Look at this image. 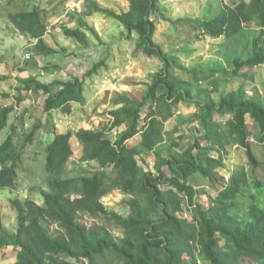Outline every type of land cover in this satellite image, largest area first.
I'll return each instance as SVG.
<instances>
[{"label":"trees","instance_id":"obj_1","mask_svg":"<svg viewBox=\"0 0 264 264\" xmlns=\"http://www.w3.org/2000/svg\"><path fill=\"white\" fill-rule=\"evenodd\" d=\"M0 1L19 5L9 18L20 33L37 41L31 54L48 57L57 52L45 40L56 17L49 13L51 2ZM128 1L129 10L121 14L95 1L86 2L85 8L118 21L128 39L137 34V50L160 58L162 70L153 76L140 98L118 94L113 102L118 107L110 112V126L75 133L83 146L82 161L97 162L95 171L69 177L74 134H55L46 147L47 190L42 193L43 204L30 198H11L17 213L15 231L5 227L0 211V255L15 249L17 259L13 264H244V259L264 264V178L256 174L261 161L253 150L250 140L254 132L246 119H253L255 140L264 151V82L263 88H252V95L246 86H240L214 97L223 85L218 74L232 80L254 79L255 71L264 70V0H240L234 6L220 0L215 5L207 3L202 15L169 21L173 28L189 26L196 40L223 38L238 46L239 52L229 53V67L214 60L205 68L184 67L172 51L166 52L157 42L155 18L167 17L163 0ZM81 17L78 28L61 26L60 31L67 38L89 45L83 30L89 25ZM102 65L104 61L67 81L44 83L29 76L21 84L36 93H51L44 104L48 118L55 110L69 115L74 103H86L87 80ZM244 68L247 71H242ZM208 82L212 84L202 86ZM183 102L198 110L191 116L180 114L168 133L165 123L177 115ZM147 108L148 114L143 117ZM15 109L14 105L0 106V131L11 127L0 144V192L17 188L23 152L41 129V123L34 124L29 132L21 130L25 123L10 125ZM217 116L230 118L223 122ZM23 117L19 121L24 122ZM181 125L194 130V139L183 152L173 138ZM122 127L124 130H120ZM114 131L115 139L110 136ZM138 135L141 139L131 143ZM167 136L170 143L163 145ZM235 146L245 148L251 172L246 166L232 170L227 167V154ZM152 155L155 171L139 160ZM196 176L214 183L225 177L223 188L209 198L207 206L191 183ZM114 191L130 196L128 217L104 206L102 200ZM81 215L105 216L123 229L124 236H114L105 226H87L80 222Z\"/></svg>","mask_w":264,"mask_h":264},{"label":"rangeland","instance_id":"obj_2","mask_svg":"<svg viewBox=\"0 0 264 264\" xmlns=\"http://www.w3.org/2000/svg\"><path fill=\"white\" fill-rule=\"evenodd\" d=\"M90 1H95L100 6L119 14L128 11L130 8L128 0H49L52 3L49 13L54 14L56 17H63L60 18L61 20L59 19L53 27L54 29L48 33L52 44L54 43L56 46L57 50H55L57 52L48 57H37L32 52L31 59L25 61V54L31 50L30 46H23L21 43H17L16 40H13L7 46L5 55L8 59L13 61L17 58L19 62L23 61V67L17 70L16 76L7 74L3 79H0V84L3 85L0 91L1 97L9 106L14 105L16 107L15 112L11 114L9 124L17 123L21 126L25 123L23 125L24 129L21 128V130L29 132L34 124L41 123V129L36 132L34 142L28 144L23 152L22 161L18 168L17 188L15 190L5 189L0 192V211L3 223L8 230L15 231L17 229V213L12 208L11 198H18L22 201L30 198L40 205L44 202L42 193L47 190L46 147L55 134L66 133L67 131L74 134L71 140L74 155L68 164L69 177H77L95 171L98 169L97 162L85 163L82 161L83 146L78 141L75 133L80 129L96 130L110 126L113 122L110 112L118 107L113 103L118 94H130L134 98H140L146 90L147 84L152 82L153 76L159 74L164 66L160 58L147 56L142 51L137 50V34L128 39L125 28L118 21L85 8L86 2ZM162 2L164 8H167V17L166 20L162 17L155 18L157 26L156 40L164 45L166 52L172 51L179 63L186 68L197 65L205 68L208 62L213 64L214 60H219L229 67V53L239 52L237 45L228 43L223 38L204 37L201 40H196V33L191 32L189 26L179 25L173 28L169 23L175 17L192 18L202 15L203 8L207 3L215 5L220 0H163ZM236 2H240V0H223L224 4L232 6ZM0 8L9 7H6L3 3ZM74 9L76 12H74ZM78 14L85 15L81 17ZM79 17L89 25L87 29L83 28L87 34L89 45H83L74 39L67 38L62 31L56 30L59 26L60 28L61 26L64 28H78ZM88 28H93L94 32ZM27 61L30 63H26ZM101 61H104V65L99 67L96 75L87 80L86 103L83 105L74 103L73 112L69 115L64 114L61 110H55L48 118L44 110V104L45 99L51 93H36L35 90L31 91V89L21 84L24 79L19 74L25 71V67L29 65L31 76L45 83L56 79L67 81L72 76H82L94 64ZM242 71L245 72L247 69L244 68ZM218 79L223 81V85L220 91L214 94L216 98H219L223 93L237 90L240 86H246L249 95H252L253 87L263 88L264 70L255 71L254 79L232 80L222 78L219 74ZM210 84L212 83L208 82L202 86ZM18 98H20V101H18ZM197 110L193 104L181 103L177 115L165 123L166 131L168 133L173 131L180 114L191 116ZM147 114L148 108L144 110L143 117ZM23 115L24 122L19 121ZM229 118V116L216 117L218 121L223 122ZM246 119L248 127L254 132V136L251 138L253 150L261 161V166L258 167L256 174L259 178H264L263 146L255 140L257 130L254 128L253 119L250 116H247ZM191 127L181 125L180 131L173 135L174 140L180 144L182 152L189 147L194 139V130H191ZM120 130H124V127ZM10 132V126L0 131V144L5 141ZM116 134V131L110 132L111 138L115 139ZM15 139L17 141L18 137L15 136ZM140 139L138 135L130 142L137 143ZM169 143L170 136H167V140L163 145ZM214 155L217 156L216 153ZM227 155L225 163L230 170L246 166L250 172L252 171L245 148L232 147ZM154 156L147 157L145 160L139 158V160L145 164L144 166L147 169L155 171L154 162L156 159ZM227 175L231 176L230 174ZM225 182V177H219L214 183L200 176H196L191 181L196 186L200 200L205 206L208 205L209 198L216 195L223 188ZM129 200V195L114 191L105 197L102 202L107 210L128 217L131 212L128 206ZM79 220L87 226H105L116 237L124 236L123 229L105 216L81 215ZM16 259L17 251L15 249L3 251L0 255V263L13 264ZM243 261L244 264H259L250 259H244ZM202 264L208 263L203 262Z\"/></svg>","mask_w":264,"mask_h":264},{"label":"crops","instance_id":"obj_3","mask_svg":"<svg viewBox=\"0 0 264 264\" xmlns=\"http://www.w3.org/2000/svg\"><path fill=\"white\" fill-rule=\"evenodd\" d=\"M47 2H49V0H47ZM3 3L6 5V7H9V8H0V79L1 78L3 79V77L7 74L16 76L17 70L23 67L22 66L23 61L19 62V60H17V58L15 57H14L15 59L11 61V59H8L6 57L5 52L7 51V46L9 43H11L13 40H16L17 43H21L23 46H30L32 48V46H34L37 42L35 40H31L29 37H26L22 33H20L14 27V25L12 24L9 18L11 14L17 12L19 5L14 2L0 1V5ZM75 11L76 10L74 9V12ZM60 18H63V17L55 18L57 20L53 22L51 26H49L48 33L52 29H54L53 27L57 24ZM56 30L57 31L61 30L60 26L59 28H56ZM45 40L50 47L56 49V46L54 45V43L52 44L51 37H49V34L46 35ZM24 60L26 61V58H24ZM26 63H30V62L27 61ZM30 68H31L30 65L28 67H25V71L19 74L20 77L23 79H27L29 76H31ZM51 82L52 81H47L45 83H51ZM2 87L3 85L0 84V91L2 90ZM7 105L8 104L4 101L3 97H1L0 95V106H7Z\"/></svg>","mask_w":264,"mask_h":264},{"label":"clouds","instance_id":"obj_4","mask_svg":"<svg viewBox=\"0 0 264 264\" xmlns=\"http://www.w3.org/2000/svg\"><path fill=\"white\" fill-rule=\"evenodd\" d=\"M58 23V22H57ZM27 55H29L30 56V58L29 59H31V53L30 52H26V54H25V58H26V60H29L28 58H27ZM32 91V90H31ZM251 141V140H250ZM252 142V141H251Z\"/></svg>","mask_w":264,"mask_h":264},{"label":"built area","instance_id":"obj_5","mask_svg":"<svg viewBox=\"0 0 264 264\" xmlns=\"http://www.w3.org/2000/svg\"><path fill=\"white\" fill-rule=\"evenodd\" d=\"M27 58L29 59V58H30V56H29V55H27Z\"/></svg>","mask_w":264,"mask_h":264}]
</instances>
